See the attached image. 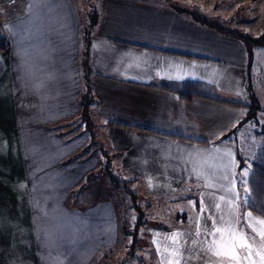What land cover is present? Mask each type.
Instances as JSON below:
<instances>
[{
  "label": "crops",
  "instance_id": "crops-1",
  "mask_svg": "<svg viewBox=\"0 0 264 264\" xmlns=\"http://www.w3.org/2000/svg\"><path fill=\"white\" fill-rule=\"evenodd\" d=\"M9 3L17 7L0 8L9 41L0 53V264H96L118 245L109 199H93L92 187L83 193L101 153L149 195L175 193L189 180L201 185L192 228L149 229L143 251L154 264H217L204 251L207 243L223 235L231 255L233 233L257 243L230 264H264V223H258L264 219L238 206L235 149L214 142L244 109L201 98L182 102L156 87L200 82L224 100H242L249 66L244 46L189 19L192 13L209 18L177 0H100L85 54L73 0H41L31 11L29 0ZM86 76L90 109L107 122L210 143L106 122L104 143L96 142L80 120ZM120 112L124 121L111 119ZM69 222L80 239L73 235L57 248L52 231L64 232ZM216 228L222 233L209 235Z\"/></svg>",
  "mask_w": 264,
  "mask_h": 264
},
{
  "label": "rangeland",
  "instance_id": "rangeland-1",
  "mask_svg": "<svg viewBox=\"0 0 264 264\" xmlns=\"http://www.w3.org/2000/svg\"><path fill=\"white\" fill-rule=\"evenodd\" d=\"M10 0H0V8L5 12L13 11L16 4H10ZM100 0H73V5L80 20L82 31L81 40L85 31L88 32L89 25L94 23L96 15L99 11ZM183 2V6L194 9L208 17L210 21L221 24L225 28L239 29L241 32L250 36H264V0H177ZM2 12L0 11V14ZM0 17V22L6 20V16ZM208 19V20H209ZM90 30V29H89ZM90 32V31H89ZM248 68V87L254 98L257 100L255 109L251 106L246 107V111L250 110L249 120H246L239 126L231 138V145L235 149V154L239 158L236 160L235 178L237 180V194L240 198L238 204H242L248 198L249 190L247 185V177L250 171L251 161L264 150V48L256 47L251 50V62ZM91 94V89L88 90ZM84 94L81 95L83 98ZM91 97V98H90ZM90 100L93 99L92 94ZM248 102V97H245ZM81 101V99H80ZM87 110L83 111L84 126L92 139L96 142L104 143L106 120L104 116L91 111L89 101ZM89 104V106H88ZM82 104H80V108ZM115 120L124 121V113H112ZM81 122V121H80ZM106 122V123H105ZM95 136V137H94ZM106 149V147H105ZM104 149V150H105ZM107 151V150H106ZM96 157L98 155L95 149ZM101 153V165L99 169L92 172V182L86 183L83 193L86 194L92 187L93 199L107 198L111 206L115 208L117 214L118 225V245L112 251L102 254L94 263L99 264H154L150 259L149 253L143 251L147 233L152 229L151 223L157 222L168 228H186L190 229L195 224L197 216V194L201 185L195 181H187L177 192L169 195L153 196L147 194L139 183L132 184L125 182L128 176L118 171L114 159ZM243 161L240 162L239 159ZM247 169L248 174L244 176V170ZM92 201V199H90ZM89 201V202H90ZM87 203V200H86ZM92 203V202H90ZM241 209V208H240ZM66 226V225H65ZM59 229L61 225H58ZM67 230L52 231L57 234V248L67 247L68 240L77 231L75 224L69 222L66 226ZM125 228L131 232H138L139 250L137 255L142 256L143 263H139L136 259H128L125 254ZM74 229V231H72ZM72 231V232H71ZM130 236V234L128 235ZM131 237V236H130ZM80 237H76V239ZM127 240V239H126ZM129 237L128 241L129 242ZM45 264V263H43Z\"/></svg>",
  "mask_w": 264,
  "mask_h": 264
},
{
  "label": "trees",
  "instance_id": "trees-1",
  "mask_svg": "<svg viewBox=\"0 0 264 264\" xmlns=\"http://www.w3.org/2000/svg\"><path fill=\"white\" fill-rule=\"evenodd\" d=\"M166 1H171V0H166ZM175 10L180 13L183 12L180 9H175ZM187 17L193 20L194 22L199 23L200 25L204 27L211 28L224 36L238 40L246 49V54L248 58L247 65H249V63L251 62V50H253L256 47L264 48V36L253 37V36H250L249 34L241 32L239 29L225 28L221 24L210 21L204 16L196 14V13L188 14ZM91 26H92V23L89 25L90 30H91ZM89 29H88V32L85 31L84 33L83 43H84V53L85 54H87L88 45H89V31H90ZM8 46H9L8 38L6 37V35L3 33V31L0 28V53L6 50ZM86 75H87V72H86ZM85 83H86V86H85L84 96L83 98H81V101H80V103L82 104V111L87 110L86 103L88 101L89 103L93 101L92 99L90 100L91 97H90V94H88L90 85H89L87 76L85 78ZM156 87H159V88L162 87L165 90L174 92L178 96V99L182 102H190L194 98H201V99L212 100V101L225 103L229 105H236L244 109L243 116L229 130L219 135V137L214 141L215 143L231 142V139H232L231 137L234 136V133H236V130L239 128V126L243 124L246 120H249L251 111L250 110L246 111V107L248 108V106H251V108L255 109L257 105V100L254 98L248 85L246 86V97H248V102H245L244 100H239V101L224 100L215 92V90L212 87L205 85L203 83H200V82H183L180 84H173V85L162 84V86L157 85ZM107 123L108 124L113 123V124L122 126L127 129H133V130H138V131H143V132H152V133H156L159 135H165L171 138L189 140V141H194V142L201 143V144L210 143L208 141L187 138V137H183L177 134L157 132V131H153L145 127L135 126L131 124H122V123H116V122H111V121H108ZM238 158L239 157L236 156L235 154V159L237 160ZM239 161L242 162L243 160L240 158ZM125 182H130V180L123 181V183ZM247 185H248L249 195H248L247 200L244 203V207L248 209L249 211H251L252 213L264 219V150L258 155H256V157L251 161L250 171L247 177ZM150 225L155 228L166 229V230L169 229L165 225L157 223V222L151 223ZM125 233H126V237L124 240L125 241L124 248H125V254H127V258L128 259L134 258L139 263H143L142 256L137 255L138 250L140 249L139 248L140 242H138L137 230L135 232H131L130 229L125 228ZM129 234L131 237L128 236ZM128 237L130 239L129 242H127Z\"/></svg>",
  "mask_w": 264,
  "mask_h": 264
},
{
  "label": "snow or ice",
  "instance_id": "snow-or-ice-1",
  "mask_svg": "<svg viewBox=\"0 0 264 264\" xmlns=\"http://www.w3.org/2000/svg\"><path fill=\"white\" fill-rule=\"evenodd\" d=\"M40 2L41 0H29L28 11H31L33 5L38 4ZM12 34L15 35V33ZM247 174L248 171L247 169H245L244 176H247ZM219 207L220 206L217 205V208ZM258 223H264V222H258ZM250 226L253 228L254 231L256 230L254 224ZM214 227H215V222H214ZM217 233H222V230L216 228L215 232L209 233V235L215 236ZM197 235H200L199 230L197 231ZM259 235L261 237V242H264V231H261ZM223 241H224V237L222 235L221 241L218 242L217 240L213 239L211 242L207 243V247L204 249L205 252L210 253L212 256L218 258L217 264H230L232 260L239 261L240 259H243V253L245 252V250H248L249 252L251 251L250 243L251 244L257 243L255 240H253L251 237L247 236L246 234L233 233L231 237V245L234 248V252L233 254L230 255L227 250H224L227 246L224 244ZM235 253H239L240 255L237 256ZM56 264H63V262L56 261Z\"/></svg>",
  "mask_w": 264,
  "mask_h": 264
}]
</instances>
